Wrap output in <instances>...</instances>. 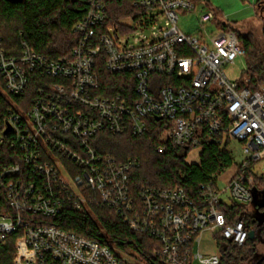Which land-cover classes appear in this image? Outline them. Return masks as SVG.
<instances>
[{
    "label": "built area",
    "instance_id": "built-area-1",
    "mask_svg": "<svg viewBox=\"0 0 264 264\" xmlns=\"http://www.w3.org/2000/svg\"><path fill=\"white\" fill-rule=\"evenodd\" d=\"M107 1L86 0L72 25L75 46L56 60L25 42L20 55H6L0 42L10 101L0 116V194L10 210L0 214V242L16 235L12 264H132L107 245L44 222L96 197L132 229L156 238L167 263L219 264V251H202L201 237L218 233L238 245L248 237L242 219L226 224L220 204H247L253 189L260 191L255 181L264 177L253 166L264 160V86L250 89L248 78L226 75L245 55L234 30L203 41L179 28L178 11H193L198 1L132 0L131 13L116 23L108 20ZM196 19L204 25L214 12L202 10ZM159 23L157 36H136ZM100 65L124 75L123 92H99ZM32 72L42 81L26 108L14 97L26 91ZM101 131H150L157 153L186 146L197 151L191 162L211 143L239 141L246 156L223 188L217 180L200 184V202L180 187H143L135 198L128 176L138 159L117 162L96 151L92 139Z\"/></svg>",
    "mask_w": 264,
    "mask_h": 264
},
{
    "label": "trees",
    "instance_id": "trees-1",
    "mask_svg": "<svg viewBox=\"0 0 264 264\" xmlns=\"http://www.w3.org/2000/svg\"><path fill=\"white\" fill-rule=\"evenodd\" d=\"M131 3L132 0H108V20L116 23L131 13L133 10ZM253 5L260 10L261 18L264 20V0H256ZM86 10V0H25L23 3L0 0L1 46L6 55H20L22 42L47 59L56 60L68 55L78 39L72 32V25ZM213 10L214 21L218 27L223 30H234L244 48L246 69L240 78L249 79L244 85L250 89L264 86V44L257 46L247 35H241L231 24L222 20L217 10ZM98 70L101 94L123 92L124 75L109 72L102 65ZM41 81L42 77L37 73H30L28 88L14 99L23 98L28 108ZM3 87L0 75V116L10 104ZM227 144L205 145L197 162H187L186 157L190 148L173 146L167 152L159 154L154 149L153 134L150 131L141 135L101 131L92 139L96 151L109 155L117 162L138 159V165L130 169L128 176L130 194L135 198L143 187L149 189L180 187L195 202H200L201 199L199 185L215 182L218 176L232 165L233 157ZM255 186L258 190H263L264 179L257 178ZM253 208L264 209L252 202L247 204L221 202L220 210L226 224L242 219L248 233L253 230L254 237L248 236L242 245H238L218 233L214 234L215 245L220 253L219 264H264V254L260 255L258 252V235H264V221L258 224L253 217ZM8 211L10 210L4 197L0 194V214H6ZM44 222L107 245L120 259L126 260L123 256L132 253L145 264H169L158 252L160 242L156 238L132 229L117 210L102 205L96 197L87 208L76 210L72 205H66L60 214L46 218ZM15 239L16 235L10 234L0 242V264H12ZM136 262L132 264H137Z\"/></svg>",
    "mask_w": 264,
    "mask_h": 264
},
{
    "label": "rangeland",
    "instance_id": "rangeland-1",
    "mask_svg": "<svg viewBox=\"0 0 264 264\" xmlns=\"http://www.w3.org/2000/svg\"><path fill=\"white\" fill-rule=\"evenodd\" d=\"M205 9L217 10L222 20L227 21L231 24L241 35H247L253 40L257 46H263L264 35H263V24L264 20L261 18L260 10L254 7L251 0H198L197 7L195 10L190 12L178 11L177 25L186 34L196 37L203 41H209V37H215L219 31L217 23L213 20L211 22L200 25L196 19L199 12ZM154 29L145 31L143 33H136V36H157L158 26ZM245 56V55H244ZM237 57L233 64L226 67L225 72L229 79L240 78L242 73L246 69L245 57ZM233 163L221 173L217 178V185L219 188L225 186V182L231 176L236 166L242 162L245 158V154L242 151V143L239 141H230L228 144ZM187 161L197 160V151L191 150L186 157ZM253 170L256 173L261 174L264 177V160L257 162L253 166ZM253 199H256L258 203L264 204V189L260 191L252 192ZM222 198H225L222 196ZM253 215L256 214V208H253ZM200 247L202 251L215 252V243L211 233L204 231L201 237ZM258 252L260 255L264 254V235H258ZM132 254V253H131ZM125 254L124 259L131 263H134L139 259L136 255ZM137 263V262H136ZM137 264H145L142 260H138Z\"/></svg>",
    "mask_w": 264,
    "mask_h": 264
},
{
    "label": "water",
    "instance_id": "water-1",
    "mask_svg": "<svg viewBox=\"0 0 264 264\" xmlns=\"http://www.w3.org/2000/svg\"><path fill=\"white\" fill-rule=\"evenodd\" d=\"M6 1L12 2V3H23V2H25V0H6ZM69 1H73V0H69ZM252 203L258 207H264V204L258 203L256 199H253ZM253 217L255 218V220H257L258 224H261L264 221V211L260 212L258 209H256V214L253 215ZM248 236H249V238L254 237L253 230L249 231Z\"/></svg>",
    "mask_w": 264,
    "mask_h": 264
},
{
    "label": "flooded vegetation",
    "instance_id": "flooded-vegetation-1",
    "mask_svg": "<svg viewBox=\"0 0 264 264\" xmlns=\"http://www.w3.org/2000/svg\"><path fill=\"white\" fill-rule=\"evenodd\" d=\"M264 208V207H263ZM259 210V209H258ZM260 212H262V211H264V209L263 210H259Z\"/></svg>",
    "mask_w": 264,
    "mask_h": 264
}]
</instances>
